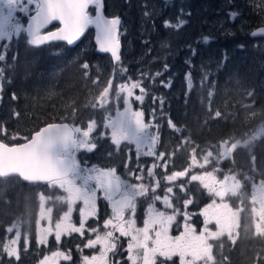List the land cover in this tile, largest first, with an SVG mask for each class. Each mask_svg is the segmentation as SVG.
Wrapping results in <instances>:
<instances>
[{
    "label": "trees",
    "instance_id": "16d2710c",
    "mask_svg": "<svg viewBox=\"0 0 264 264\" xmlns=\"http://www.w3.org/2000/svg\"><path fill=\"white\" fill-rule=\"evenodd\" d=\"M102 3L106 15L119 17L121 21L120 60L112 64L107 56L95 53L90 30L73 48L62 44L33 48L16 42L1 66L4 75L0 126L7 129V136L0 133V139L20 143L24 141L20 137H29L46 123L68 122L77 126L88 116L95 117L98 110L89 100L109 80L121 75L130 82L141 81L146 89L138 108L145 120L155 124L156 154L165 153L166 174L184 170L193 156V148H197L196 159H200L207 151L215 150L213 146L220 141L246 138L245 134L264 128V40L248 37L251 30L264 26V0H102ZM231 13L237 15L233 17ZM180 19L185 21L180 28L165 26L166 21L176 25ZM85 64L87 68L83 67ZM206 72L210 78L203 80ZM189 73L193 79L191 90L185 78ZM209 91L213 93L211 97ZM217 111L220 117L215 116ZM169 120L179 131L169 126ZM14 134L18 135L16 141L11 140ZM98 153L99 150L92 154V161L99 167L118 165L119 155L112 144L108 153L104 151L105 156ZM228 160L253 178L264 180V135L246 147L237 148L220 164L225 166ZM79 162L85 166L82 159ZM142 162L147 165L146 159ZM243 185L247 190L248 186ZM46 188L47 184H24L15 177L0 178V264H36L58 245L61 252L71 256L60 264H82L79 255L88 257L94 252V248H86L77 233L62 235L59 243L55 236L48 237L46 244L37 243L40 197H44L47 209H52L45 219L47 227L58 222L66 209ZM203 192L199 184L186 186L187 198L192 201L188 212H197L207 203L208 197ZM238 198L239 195L230 197V206L235 208ZM97 202L103 218L107 203L100 199ZM246 210L240 212L235 243L224 237L211 241L216 264H264V236L255 234ZM71 221L78 223L76 216ZM98 222L91 220V226ZM14 223L21 232L16 245L19 260L3 251L6 236H13L7 228ZM173 261L178 264L177 258L165 264Z\"/></svg>",
    "mask_w": 264,
    "mask_h": 264
},
{
    "label": "snow or ice",
    "instance_id": "6c2138e0",
    "mask_svg": "<svg viewBox=\"0 0 264 264\" xmlns=\"http://www.w3.org/2000/svg\"><path fill=\"white\" fill-rule=\"evenodd\" d=\"M34 5V9L29 6ZM95 5V15H90L89 7ZM102 0H0V42H11L14 37L21 33H27V43L34 47L47 44L51 41H66L71 45L77 41L90 25H95L97 29V44L101 52L111 53L114 61H119V26L120 18H106L102 14ZM28 13L34 11V15H30L29 23L26 28L22 27L15 13ZM147 15V13H146ZM233 17L237 13H231ZM53 21H59L60 27L55 31L42 33L47 25ZM185 21L180 19L176 25L165 22L166 27L180 28ZM264 33V29L260 30ZM258 33H253L257 35ZM205 37V41H207ZM9 43H2L5 52L9 47ZM195 55V49L192 50ZM6 55L0 53V61H5ZM190 64L191 61H188ZM83 67L87 68L85 64ZM4 75L3 69L0 68V78ZM156 75H160L157 73ZM187 88H193V79L191 74L186 75ZM210 75L206 72L203 80H208ZM202 80V82H203ZM163 83V82H162ZM170 84L165 83V87ZM112 81H108V86L103 89L97 104L104 107L112 88ZM139 89V95L134 96V90ZM2 90V86H0ZM123 95L125 109L123 112H117L115 118H106L105 127L111 129L112 143L119 145L122 142H128L136 146L138 156L156 155L155 145L158 142V136L149 132L150 124L145 122L144 113L141 110H133L131 107L132 98L143 103L146 89L142 86L141 81H131L118 86L117 95ZM209 97L213 95L211 91ZM252 93H249L251 96ZM13 99H16L13 94ZM161 103L163 101L161 100ZM75 111V109L73 110ZM17 115H19L17 113ZM216 117H220L221 113L217 111ZM169 126L176 129V125L169 120ZM96 127L95 121L88 123L87 129H82L75 125L67 123H49L39 131L34 132L30 137H20L23 143H8L5 139H0V177L16 174L23 180L28 182H45L50 187H59L67 195L60 199L67 203L68 211L59 222L55 224V239L59 243L62 235H70L73 232H80L85 227V218L94 216L96 213L97 192H103L104 198L107 199L112 207V218L104 221V228L111 227L114 231H118L122 237H130L127 252L130 264H165L171 261L173 257H179V264H216L213 254L212 240H216L228 234L229 239L235 243L233 232L239 227V212L243 209L233 211L228 204H212L205 208L201 215L205 217V227L197 234L192 225L185 223L184 231L179 235L172 237L169 235V228L175 220V209L169 195H165L162 199L168 208H173V215H167L155 209L153 204H149L144 226L137 227L135 220V212L137 207V198L148 195L151 187L154 193L156 187H159V181L156 185H146L144 183L132 184L122 179L115 168H103L92 166L91 168H81L80 162L77 160L76 153L81 150L93 151L97 145L92 141L91 134ZM179 131V129H176ZM0 133L7 136V129L0 126ZM264 135V128L251 135L245 134L246 138L225 139L220 141L216 148L217 162L220 159L231 157L238 147H246L253 141ZM18 135L11 136V140L16 141ZM147 151H142L144 148ZM199 147V146H197ZM197 148H193V164H196ZM214 155L209 150L203 156L204 164L211 162L210 158ZM165 153H159L158 158H163ZM255 160V157H252ZM165 161V165H166ZM158 165L154 164L152 168L147 169L148 177L154 178L153 169ZM127 167V165H126ZM218 170V169H217ZM143 171V169H142ZM184 171L173 172L167 175L169 182L184 177L187 173ZM138 181H143L144 177L131 173ZM245 179H249L245 177ZM191 180H199L203 187L208 189L210 193L220 197L223 201L227 195L237 196L241 193L244 185L236 175H225L223 180H217L212 172H205L203 175H193ZM208 182H205V181ZM181 191L184 190L183 185L180 186ZM253 192L251 195V211L253 214V223L255 225V234L264 236V180L257 185L253 183ZM166 193H173V188L168 187ZM44 197L41 196L43 201ZM155 200H161L160 196H155ZM77 201H82L84 208L80 209L81 221L79 227L69 222L73 205ZM185 207L192 203L191 200H185ZM258 205V207H257ZM41 218L44 216L43 204L41 206ZM131 210L132 217L126 218L125 213ZM52 209H47L51 213ZM51 217H49V220ZM185 219H188L187 214ZM215 221L216 231H211L207 225ZM37 243L46 244L48 236L52 233L51 227L40 228L37 221ZM16 229L15 238L3 245V251L9 257L20 259L19 250L16 245L21 239L19 226L15 223L7 228L8 232ZM96 233L97 229H91ZM25 250L28 245V237L25 235ZM116 237L113 231H105L102 235L97 234L95 239H89L86 247L94 248L97 244L101 246L99 255L92 257L85 256L84 264H108V254L117 249ZM159 257L164 258V262L158 260ZM70 260L71 256L61 251L52 252L51 257L45 256L41 264H58L59 259ZM227 257H225V260ZM118 264V262H117ZM175 264V261H173Z\"/></svg>",
    "mask_w": 264,
    "mask_h": 264
},
{
    "label": "rangeland",
    "instance_id": "374dc122",
    "mask_svg": "<svg viewBox=\"0 0 264 264\" xmlns=\"http://www.w3.org/2000/svg\"><path fill=\"white\" fill-rule=\"evenodd\" d=\"M30 9H33V6L30 5L29 6ZM29 13V12H28ZM84 44L82 43L81 45V49L83 48ZM1 79V78H0ZM112 81V88L110 89L108 98H107V102L105 104L104 107H100L98 104L95 107L96 110H98L97 115H95V117H90L88 116L87 118H85L84 120H81V123L79 125H77L78 127L82 128V129H87L88 123L90 121H95L96 122V127L93 131V133L91 134L92 137V141L97 145V147L89 152L86 150H81L79 152L76 153L77 156V160L79 161V158L82 159L83 164L85 166H81V168H91L92 166H97L98 165L95 164V162H93V156L92 154L99 150V153L97 154L98 156H105L104 151L107 150V153L109 151V147L110 144H112L114 146V148L116 149L117 153L119 156H117L116 160H117V164H115L114 167H103V168H115L117 171V174L124 180L128 181L129 183L132 184H136V183H144L146 185H151V186H155L157 183V180L159 181V187H156L155 192L153 193L151 190V187L149 188V192L148 195L146 196H141L137 198V207H136V212H135V220H136V226L137 227H143L144 226V219L146 218V214H147V209L149 204H153L155 209H157L160 212H164L167 215H173V208H168L165 203L163 202V197L167 194L170 197V200L174 206L175 209H178V212L175 213V220L172 222L170 228H169V235L172 237L175 236H179L183 231H184V226L185 223H188L190 225H192L193 228L196 229L197 234L202 231L205 227V217L203 215H201L202 211L207 208L208 205L212 204L213 201H215L217 204H221V203H225L228 204L229 207L233 210L236 211L238 209H243V211L246 213V209L248 208L249 213H250V217H251V221H252V225L253 228L255 230V225L253 223V214H252V207L253 205L251 204V195L253 192V188L252 185L253 183L255 184H259L261 182V180L259 179H255L252 176H250L246 171L241 170L239 167H234L232 166L230 163V161L228 160L227 164H225V166H222L221 161H223L224 159H220L217 162L216 159V149L213 150V157L210 158L211 162L204 165V167H200L201 164H204V160H203V156L206 154H203L200 159H196V164H193V160H192V155L190 156V160H189V164L188 166L185 168L187 169V173L184 177L178 178L175 181L169 182L166 179L167 175H171L170 174H166V165H165V161L163 158H158L159 155H143L140 154L138 156L137 154V150H136V146L134 144H129L128 142H122L119 147H117V145L112 143V139H111V129L105 127L106 124V118L111 117V118H115L117 115V112H123L125 109V105H124V100H123V95H117L118 92V86L120 84L123 83H130V81H127L124 78H122L121 76L115 77ZM108 86V83L106 85H104L103 87H101V91L91 97V99L89 100V102H91V106H93V104H96L97 102V97H99L100 93L103 91V89L105 87ZM139 89H135L134 90V96L135 95H139ZM140 101H136L134 99V97L132 98L131 101V107L133 110H140L138 108V106L140 105ZM146 123H149L151 126L149 128V132L152 135H156V130H155V124L153 123L152 120H145ZM261 129V128H260ZM258 129V130H260ZM257 130V131H258ZM256 131V132H257ZM241 148V147H238ZM142 151H147V148L145 147ZM155 152H156V145H155ZM106 157H109L108 155H106ZM146 159L147 160V165L144 166L142 160ZM88 164V165H87ZM156 164L158 165L157 167H155L153 169L154 173H155V177L151 178L148 177V173H147V169L152 168L153 165ZM127 165V167H126ZM143 169V171H142ZM184 169V170H185ZM218 169V170H217ZM181 170V171H184ZM135 173V175H139V176H143L144 179L143 181H138L134 178V176L131 173ZM205 172H212L213 175L216 177L217 180H223L225 175H236L238 179L241 180L242 184H245L247 187V190L242 189L241 193L239 194V198L237 199V206L234 208L231 205V202L229 200L230 197H235L232 195H227L224 197L223 201H221L220 197L213 195L212 193H210L208 191V189L204 188L202 183L197 180V181H193L191 180V176L193 175H203ZM245 177H248L249 179H245ZM205 182H208L207 180ZM196 185L199 184V188L203 189V195L204 197H208L207 203L197 212H188L187 211V207L189 206V204L187 205V207H185V200H188L187 198V194H186V186L190 187V185ZM181 185H183L184 190L181 191ZM168 187H172L173 188V193H166V189ZM46 191L49 195L52 196V198L56 199L57 201H60L61 203L64 204L65 206V211L61 214L59 221L61 220V218L64 216L65 212L68 211V205L66 202H64L63 200H61V197H66V193L60 189L59 187H50L47 184V188ZM197 193H199V191L197 190ZM160 196L161 200H155L154 197L155 196ZM103 200L104 202L107 201V199L104 198V193L103 192H97V200ZM96 200V204H98ZM43 204V209H44V216L43 218H41V211H42V206ZM245 205V207H244ZM247 205V206H246ZM107 207V211H105V216L103 218L100 217L99 212L97 211V207H96V213L94 216H88L85 218V227L82 230L83 234H81L80 232H73L72 234H78L81 236V238L83 239V242H85V245L88 243L89 239H95L97 234H103L105 231H113L114 237H116V244H117V249L114 252H110L108 254V264H130V261L128 260V252H127V246H128V242L130 237H122L120 236L118 231H114L113 229H111V227H109L108 229L104 228V221L108 220L110 218H112L113 216V211H112V207L110 205V203H108L106 205ZM258 207V205H257ZM84 208V204L82 201H77L74 205H73V211L71 212L70 215V220L69 222L73 225H75L71 220L75 218V216L78 219V223L75 225L76 227H79L80 225V221H81V215H80V209ZM241 212V211H240ZM240 212H239V217H240ZM187 214L188 219H185V215ZM48 215L47 212V207L45 206L44 200H41L40 197V204H39V208H38V220L39 221V227L40 228H47L46 226V222L45 219ZM125 217L126 218H131L132 217V213L131 210H128L125 213ZM91 220H95V221H99L97 223V225L95 227L91 226ZM58 221V222H59ZM57 222H55L56 224ZM55 224L51 225L53 231L52 233L48 236V237H53L55 236ZM207 227L211 230V231H216L217 230V226L215 224V221H212L211 223H209L207 225ZM91 229H97V232L94 233L91 231ZM238 228H236L233 232V235L236 239L237 237V232H238ZM37 232H38V226H37ZM12 237L8 238L6 236L5 238V243H8L10 240L15 238L16 235V229H13L12 231ZM66 236H68L67 234H65ZM227 241H229L231 244L233 243L232 239H229V236L227 233H225L223 236ZM220 237V238H221ZM219 239V238H218ZM213 241V240H212ZM211 243V241H210ZM88 249H93L90 247H86ZM55 251H61L59 250V245L58 248L52 252ZM101 251V246L99 244H97L94 247V252H92V254L88 257H92L93 255H99ZM52 252L50 251L49 253L45 254L41 259H39L37 261L36 264H41V261L44 259L45 256L51 257ZM65 254H68V252H64ZM118 255H121L118 258ZM80 259H82V264H84V255L80 254ZM173 258H177L178 260V264H179V257H173ZM63 260L62 258L59 259L58 264H60V261ZM159 261L164 260L163 257H159L158 258ZM81 264V263H79Z\"/></svg>",
    "mask_w": 264,
    "mask_h": 264
},
{
    "label": "water",
    "instance_id": "95a60500",
    "mask_svg": "<svg viewBox=\"0 0 264 264\" xmlns=\"http://www.w3.org/2000/svg\"><path fill=\"white\" fill-rule=\"evenodd\" d=\"M101 11H102V14H103L106 18H113V17H110V16H106V15L104 14V12H103V8H102ZM31 15H34V12H33ZM92 15H93V16L95 15V9L93 10ZM29 17H30V16H29ZM29 17H28L27 22H26V24H25V28L27 27V25H28V23H29ZM52 25H56V28L53 29V30H51V31H55L56 29H58V28L60 27L59 21H53L51 24L47 25V26H46L44 29H42L41 31L45 30L46 28H48L49 26H52ZM88 29H91V31H92L91 43H92V45H93V47H94V52L97 53V54L106 55V56L110 59V61H111L112 63H116V62H118V61H114V60H113L111 53L101 52V51L99 50V45L97 44V29H96L95 25H90V26L85 30L84 34L86 33V31H87ZM261 29H264V26H260V27H257V28H255V29L251 30V31L248 33V37H249V38H252V39H263V40H264V33H262V32L260 31ZM51 31H48V32H51ZM45 33H47V32H45ZM253 33H258V34H257V35H253ZM25 34H26V36H27V33H25ZM84 34H83V35H82L77 41H75V42H74L73 44H71V45L67 44L66 41H51V42H49V43H63V44H65L67 47H71V46L76 45V44L79 42V40H81V38L84 36ZM27 38H28V37H27ZM49 43H47V44H49ZM119 43H120V41H119ZM44 45H45V44H44ZM31 46H32V45H31ZM33 47H34V46H33ZM120 53H121V44H120V48H119V56H120ZM262 54H263V56H264V50H263ZM55 123H58V124H59V123H66V122H55ZM48 124H49V123H48ZM67 124H68V123H67ZM46 125H47V124H45L44 126H42V127H40V128H43V127H45ZM40 128H39V129H40ZM39 129L36 130V131H39ZM36 131H35V132H36ZM33 133H34V132H33ZM33 133H31V134L29 135V137H30ZM23 142H24V141H23ZM23 142H20V143H23ZM5 177H15V178H17L20 182H22V183H24V184H46L45 182H28V181L23 180L21 177H19V176L16 175V174H11V175L4 176V177H0V178H5Z\"/></svg>",
    "mask_w": 264,
    "mask_h": 264
},
{
    "label": "flooded vegetation",
    "instance_id": "af4514ba",
    "mask_svg": "<svg viewBox=\"0 0 264 264\" xmlns=\"http://www.w3.org/2000/svg\"><path fill=\"white\" fill-rule=\"evenodd\" d=\"M32 6H33V9H34V5H32ZM33 12H34V11H30L29 13H24V12H19V11H17V12L15 13V16H16L17 19L20 21L22 27L25 28V24H26V22H27V18H28ZM55 28H56V26H50V27L46 28V30H43L42 33L48 32V31H50V30H52V29H55ZM16 42H18L21 46H25L26 44H28V43H27V37H26L25 33H21L19 36L14 37L13 40H12L10 43L7 42V41H5V42H0V44H2V43H9V47L7 48V51H6V52H5V50H4L2 47H0V53L5 54V55H6V58H7L8 54H9V51H10V48L12 47V45L16 44ZM55 44H56V43H55ZM28 45H29V44H28ZM16 46L18 47V45H16ZM40 47H41V46H40ZM36 48H38V47H36ZM4 62H5V61H0V68H1V66H2V64H3ZM0 86H1V79H0ZM0 93H1V90H0Z\"/></svg>",
    "mask_w": 264,
    "mask_h": 264
}]
</instances>
